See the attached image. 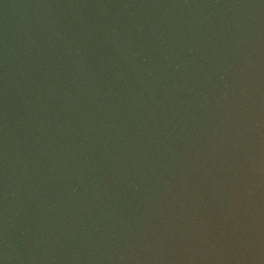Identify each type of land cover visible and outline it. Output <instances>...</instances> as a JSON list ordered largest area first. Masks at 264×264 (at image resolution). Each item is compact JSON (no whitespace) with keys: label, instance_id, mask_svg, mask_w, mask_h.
Listing matches in <instances>:
<instances>
[{"label":"water","instance_id":"1","mask_svg":"<svg viewBox=\"0 0 264 264\" xmlns=\"http://www.w3.org/2000/svg\"><path fill=\"white\" fill-rule=\"evenodd\" d=\"M0 264H264V0H0Z\"/></svg>","mask_w":264,"mask_h":264}]
</instances>
